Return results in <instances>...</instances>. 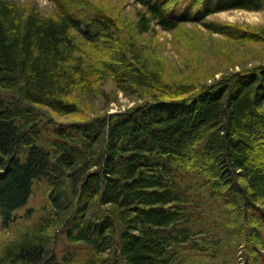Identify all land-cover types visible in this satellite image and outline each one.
Masks as SVG:
<instances>
[{
    "label": "trees",
    "instance_id": "obj_1",
    "mask_svg": "<svg viewBox=\"0 0 264 264\" xmlns=\"http://www.w3.org/2000/svg\"><path fill=\"white\" fill-rule=\"evenodd\" d=\"M52 1L48 14L0 0V219L16 232L0 264H82L84 254L85 264H188L197 253L226 264L244 241L246 264H264V58L172 86L114 43L109 12ZM133 1L144 7L140 31L192 21L264 41V28L209 18L264 10V0ZM110 77L144 100L85 110L81 100L105 93L97 83ZM39 187L43 200L30 205Z\"/></svg>",
    "mask_w": 264,
    "mask_h": 264
},
{
    "label": "rangeland",
    "instance_id": "obj_2",
    "mask_svg": "<svg viewBox=\"0 0 264 264\" xmlns=\"http://www.w3.org/2000/svg\"><path fill=\"white\" fill-rule=\"evenodd\" d=\"M27 6L38 3L41 11L48 14L56 12L55 3L52 0H19ZM101 9L109 12L117 22L116 35L119 38L114 43L117 46H124L125 49H134L142 65L153 70L159 75L165 84L170 85H193L211 81V78H219L223 74L242 69L244 66H252L261 61L264 56V41L240 40L228 38L220 33L214 32L202 23L183 22L173 30H166L160 25L153 24L149 31H140L137 22L139 10H144L143 5L133 0H91ZM225 24H232L245 28L249 31H259L264 28V10L253 11L245 9H231L214 13L209 16ZM82 45L90 50L100 60L104 54H99L90 44ZM100 84L105 93L98 96H87L81 100L87 111L110 110L118 111L132 106L137 101L144 100L130 97L125 92L116 88L112 78L103 80ZM113 101H109L113 99ZM116 98V99H115ZM109 101V103H108ZM96 104L93 106L92 104ZM86 105V106H85ZM92 105V106H89ZM101 112V111H100ZM90 114H72L60 116L63 120L82 119ZM41 187L36 189L30 205L37 206L43 200ZM23 214V212H21ZM27 222L25 221L24 224ZM22 224V222H20ZM2 219H0V253L3 251L6 242L15 237L16 232L4 230ZM247 243V242H246ZM245 241L227 250L228 260L226 264H246L249 254L246 253ZM85 253V251H81ZM85 256L80 261L85 264ZM188 264H223L222 259L214 260L206 255L197 253L192 255ZM220 260V263H219ZM81 264V263H77Z\"/></svg>",
    "mask_w": 264,
    "mask_h": 264
}]
</instances>
